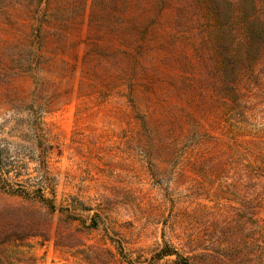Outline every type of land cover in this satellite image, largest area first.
I'll use <instances>...</instances> for the list:
<instances>
[{
	"label": "rangeland",
	"instance_id": "obj_1",
	"mask_svg": "<svg viewBox=\"0 0 264 264\" xmlns=\"http://www.w3.org/2000/svg\"><path fill=\"white\" fill-rule=\"evenodd\" d=\"M203 1L0 0V126L55 204L0 186V222L39 229L0 264H264V191L195 155L225 129Z\"/></svg>",
	"mask_w": 264,
	"mask_h": 264
},
{
	"label": "trees",
	"instance_id": "obj_2",
	"mask_svg": "<svg viewBox=\"0 0 264 264\" xmlns=\"http://www.w3.org/2000/svg\"><path fill=\"white\" fill-rule=\"evenodd\" d=\"M203 2L202 9L208 20L214 23L212 83L217 95L215 102L218 101V106L221 107L215 110L213 118L216 120L215 124L219 123L218 128L225 129L218 130L213 127L216 133L211 134V139L215 142L204 140L205 135L202 134L201 139L205 145L203 148L201 143L195 155L200 157L206 149L210 152V161H222L235 171L237 180L230 176L227 179H232L231 183L214 181L215 188H224L225 185L247 187L250 184L264 191V128L253 130L250 127L248 120L251 115L254 116L257 103L251 98L246 99L247 94L244 90L247 82L254 84L252 82L255 78H259V82L264 80V72H261L263 77L258 75L259 68H264V0ZM249 5L253 10L251 14L246 9ZM223 6L225 11L227 10L229 20L226 23L219 19L223 14ZM223 113L225 123L221 120ZM3 132L4 128L0 126V186L6 189L14 182L13 185L17 188L8 192L35 197L53 210L54 201H50L44 195L46 181L42 177H36V181H32L30 173H23L26 171L23 170L26 163L22 158L23 153L14 151L10 139L5 137ZM23 183H27L30 188L27 189ZM38 230L35 225L23 219L3 218L0 222V248L13 240L36 236L39 234ZM168 254L172 253H164ZM174 254L183 259L181 254L177 252Z\"/></svg>",
	"mask_w": 264,
	"mask_h": 264
}]
</instances>
